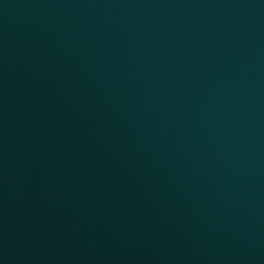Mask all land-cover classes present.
<instances>
[{"label":"water","instance_id":"water-1","mask_svg":"<svg viewBox=\"0 0 264 264\" xmlns=\"http://www.w3.org/2000/svg\"><path fill=\"white\" fill-rule=\"evenodd\" d=\"M0 264H264V0H0Z\"/></svg>","mask_w":264,"mask_h":264}]
</instances>
